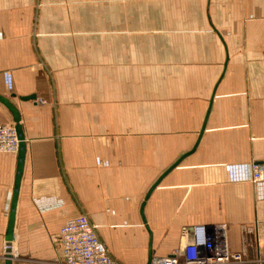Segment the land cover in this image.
I'll return each instance as SVG.
<instances>
[{"label": "crops", "instance_id": "0c3cea01", "mask_svg": "<svg viewBox=\"0 0 264 264\" xmlns=\"http://www.w3.org/2000/svg\"><path fill=\"white\" fill-rule=\"evenodd\" d=\"M0 96L26 139L13 264H61L82 215L121 264L198 225L264 264V0H0ZM17 169L0 154V256Z\"/></svg>", "mask_w": 264, "mask_h": 264}, {"label": "built area", "instance_id": "2783aa9c", "mask_svg": "<svg viewBox=\"0 0 264 264\" xmlns=\"http://www.w3.org/2000/svg\"><path fill=\"white\" fill-rule=\"evenodd\" d=\"M19 146L15 125L0 124V154H17ZM263 171L262 165L253 166L254 182L262 180ZM226 232L225 225H198L184 229L183 241L171 255L155 257L148 264L242 263L244 255L228 251ZM58 239V261L61 264H121L110 255L96 228L84 215L66 221L59 230ZM3 261L5 257L0 256V264Z\"/></svg>", "mask_w": 264, "mask_h": 264}, {"label": "water", "instance_id": "95a60500", "mask_svg": "<svg viewBox=\"0 0 264 264\" xmlns=\"http://www.w3.org/2000/svg\"><path fill=\"white\" fill-rule=\"evenodd\" d=\"M35 96L22 98V101L34 100ZM0 103L4 105L8 111L12 114L14 118L15 129L20 140V146L18 151V169L15 183V192L12 202L10 221L8 226V231L6 234V245H5V264H13L14 253H13V242H14V229H15V220H16V207L18 202V194L20 190V184L22 180V175L24 171V165L26 160V139L24 131L21 124V115L18 108L11 102L10 99L0 96Z\"/></svg>", "mask_w": 264, "mask_h": 264}, {"label": "rangeland", "instance_id": "374dc122", "mask_svg": "<svg viewBox=\"0 0 264 264\" xmlns=\"http://www.w3.org/2000/svg\"><path fill=\"white\" fill-rule=\"evenodd\" d=\"M36 25H34V27H35ZM42 103H44V101H41Z\"/></svg>", "mask_w": 264, "mask_h": 264}]
</instances>
